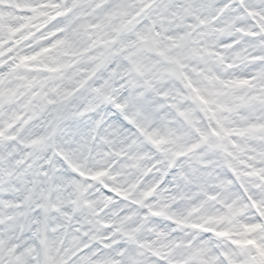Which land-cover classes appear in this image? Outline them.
Wrapping results in <instances>:
<instances>
[{
    "label": "clouds",
    "instance_id": "clouds-1",
    "mask_svg": "<svg viewBox=\"0 0 264 264\" xmlns=\"http://www.w3.org/2000/svg\"><path fill=\"white\" fill-rule=\"evenodd\" d=\"M0 264H264V0H0Z\"/></svg>",
    "mask_w": 264,
    "mask_h": 264
}]
</instances>
